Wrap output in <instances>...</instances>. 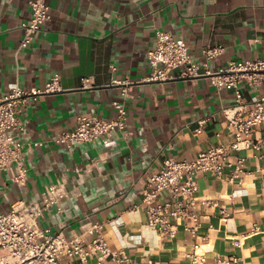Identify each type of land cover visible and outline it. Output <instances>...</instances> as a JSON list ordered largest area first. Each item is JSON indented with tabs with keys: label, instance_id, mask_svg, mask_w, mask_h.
<instances>
[{
	"label": "crops",
	"instance_id": "0c3cea01",
	"mask_svg": "<svg viewBox=\"0 0 264 264\" xmlns=\"http://www.w3.org/2000/svg\"><path fill=\"white\" fill-rule=\"evenodd\" d=\"M47 2L51 17L30 43L21 45L22 22L31 16L29 0H0V96L11 82L44 86L56 71L62 85L25 102L21 117L26 132L20 137L26 142L28 182L18 185L7 169L0 171V212L20 198L39 200L46 185L63 176L72 190L62 198L61 208L52 204L43 209V226L71 236L83 224L100 220L111 246L124 248L135 264H194L187 252L196 241L208 260L217 253L237 252L248 264H264V141L260 157L243 151L247 172L241 183L200 174L197 193L217 204L198 203L202 225L197 234L182 224L174 236L147 226L139 179L144 170L161 167L165 156L191 158L231 137L216 132L227 124L222 107L234 103L233 88L218 89L208 75L146 78L153 68L147 51L156 28L184 37L199 62L205 61L206 45L223 43L225 51L209 60V67L217 69L233 57L264 54V0ZM83 77L90 78L89 85H82ZM116 79L129 80L126 95ZM256 91L264 92V84L258 90L244 84L246 98ZM114 99L126 100L127 124L107 144L97 139L68 148L56 141L58 132L76 125L80 113L115 115ZM200 118H207L202 131L195 129ZM31 139L43 143L29 149ZM79 171L83 180L76 183ZM166 195L163 191L160 198ZM223 205L233 210L228 217L221 212ZM115 217L120 219L116 225ZM255 222L261 229L247 233L241 246L231 242L232 235L250 231ZM95 263L90 258L84 264Z\"/></svg>",
	"mask_w": 264,
	"mask_h": 264
},
{
	"label": "built area",
	"instance_id": "2783aa9c",
	"mask_svg": "<svg viewBox=\"0 0 264 264\" xmlns=\"http://www.w3.org/2000/svg\"><path fill=\"white\" fill-rule=\"evenodd\" d=\"M29 3L31 16L22 22L25 32L21 45L30 43L34 33L51 17L47 0H29ZM261 41L264 46V41ZM224 51L223 43L208 44L203 48L205 61L199 62L194 59L184 37L163 28H156L155 42L147 51L153 67L147 79L208 75L218 89L233 88L235 93L234 103L222 107L227 124L216 132L220 137L230 134L229 141L219 140L202 148L191 158L165 156L161 167L144 170L139 176L143 181L141 199L147 211L145 223L164 234L176 235L179 224L197 234L202 225L198 203L217 204V201H209V197L197 193L200 174L211 173L218 179L241 183L247 172V156L243 151L251 150L257 157L263 155L264 92L256 91L246 98L243 88L247 84L258 90L264 84V54L253 58L233 57L217 69H211L209 60ZM111 68L116 69L117 65L112 64ZM89 81V77H83L82 85H89ZM127 81L116 79L122 84V95L128 92ZM61 89L60 72L56 71L44 86L25 88L18 82H11L7 92L0 96V171L7 169L18 185L24 186L28 182L24 153L26 142L20 137L26 132L25 121L21 117L27 107L25 102L30 98L36 99L41 93ZM112 104L116 109L115 115L107 117L94 112L80 113L76 125L58 132L56 141L65 143L68 148L97 139L107 144L114 131L123 129L127 124L126 100L114 99ZM206 120L200 118L195 129L202 131ZM42 143L43 140L31 139L27 141V147L32 149ZM80 171L75 177L76 183L83 180ZM71 190L66 178L60 176L46 185L39 200L20 198L7 211L0 212V264H84L90 258H96L95 264H135L134 257L124 248L111 246L104 231V222L100 220L83 224L81 231L71 236H67L62 229H52L40 223L43 209L52 204L61 208L62 198ZM163 191L167 195L160 198ZM237 191L242 192L240 189ZM232 211L228 206L221 207L224 217ZM112 222L118 224L119 217L113 218ZM257 229L261 227L255 222L250 231L232 235L231 242L241 246L247 233ZM187 255L194 264H248L243 254L237 252L217 253L208 260L206 249L199 241L194 242ZM76 257L80 262L74 260Z\"/></svg>",
	"mask_w": 264,
	"mask_h": 264
}]
</instances>
